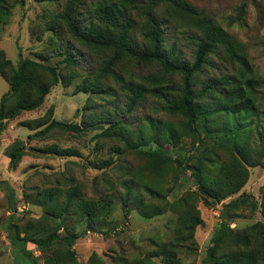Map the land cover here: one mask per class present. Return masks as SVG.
Listing matches in <instances>:
<instances>
[{"label": "rangeland", "instance_id": "374dc122", "mask_svg": "<svg viewBox=\"0 0 264 264\" xmlns=\"http://www.w3.org/2000/svg\"><path fill=\"white\" fill-rule=\"evenodd\" d=\"M8 1L13 7L9 10L8 18L0 22V51L4 57L16 68L23 59L40 62L38 57L42 56L47 58L45 65L62 68V75H68L62 58L49 55L46 44L50 33L45 31V26L53 21V16L62 10L64 0H25L23 7L15 4V0ZM98 1L82 0L88 7H93ZM184 1L211 18L241 43L248 63L260 79L256 87V117L246 121L254 128L250 133L248 128H243L241 132L247 136V153L258 163L254 167L246 166L248 178L244 187L214 206L203 203L197 195L190 172L180 171L176 163H202L214 177L217 167L238 160L240 156L232 149L231 140L223 138L222 133L214 134L210 128L207 133L200 121L197 124L198 138L190 137L188 130L183 129L186 119L176 114L155 111V99L150 96H144L134 105L135 99L134 106L129 109L132 102L125 94L123 81L145 83V78L149 76L163 84L172 80L181 85V78L161 73L156 62L126 60L115 68L116 79L106 78L105 87H111L108 91L95 96L78 91L81 78L73 79L68 85L60 82L50 88L37 109L21 113L14 119L0 121V181L7 182L11 191V204L16 206V212L11 213V205L5 192L0 189V264H31L11 241V224L22 229L33 220L47 229L56 230L59 235L64 234V226H74L75 232L85 229L68 215L63 221L42 217L43 207L39 206L33 192L48 187H73L81 196L92 199L114 196L107 222L92 226L84 238L74 243L71 250L75 253V262L62 259V264H164L160 257H151L150 253L162 241L176 239L173 236L176 213L167 208L176 200L193 201L202 220L193 230L196 246L190 242H185L184 246L181 244L184 242H179V264H215L208 258L206 249L210 246L211 238L224 226L220 217L221 208L242 194L250 202L239 203L235 208L227 207V224L234 231L245 232L252 241L258 236L257 229L249 228L255 223H264V206L261 204L264 151L258 140L262 134L259 128L264 127V0ZM142 13L141 9L132 12L136 21L132 36L138 47L146 43L142 34L145 26ZM156 14L162 20L161 29L166 35L165 49L180 62L192 63L194 45L183 36L195 31L189 18L180 12L167 13L164 9L156 10ZM220 53V57L211 58L205 70L206 76L217 75L214 71L217 68L223 73L236 72L230 62L223 58L221 50ZM92 60L83 63L85 73L93 70ZM7 92V81L0 76V99ZM113 119H117L118 123L123 121L125 126L109 131L107 122ZM38 120L76 124L82 131L51 130L42 138L27 139L28 135L40 130H31L34 128L33 121ZM150 121L159 124L166 121L174 125L181 135L178 144L170 147L163 133L150 127ZM26 122L31 123V129L22 126ZM140 137L143 139L140 140ZM22 145V155L11 162L9 152ZM50 147L60 151H76V156L45 153L44 150ZM156 155L170 159L155 162ZM129 170L134 172L132 181L135 189L131 196L134 199L128 203V214L124 216L121 210V197L124 196L122 182L130 179L127 174ZM139 197L142 202L137 199ZM253 201L257 204L255 209L251 207ZM153 207L164 211L148 219L140 216L139 209ZM57 224H60L58 229ZM232 244V241L228 242L222 250ZM24 250L32 253L37 264H45L49 254L41 252L31 242L25 245Z\"/></svg>", "mask_w": 264, "mask_h": 264}, {"label": "trees", "instance_id": "16d2710c", "mask_svg": "<svg viewBox=\"0 0 264 264\" xmlns=\"http://www.w3.org/2000/svg\"><path fill=\"white\" fill-rule=\"evenodd\" d=\"M15 4L23 7L25 0H15ZM12 7L8 0H0V22L8 18ZM140 9L143 10L142 14L145 17L142 34L146 43L138 47L132 36L136 24L132 12ZM158 9H164L167 13L180 12L189 18L195 31L189 36L186 34L183 36L194 45L192 63L180 62L163 46L167 39L161 29L162 20L156 14ZM45 31L50 33L46 44L49 55L62 58L64 68L69 73L64 76L62 68L45 65L47 58L42 56L38 57L40 62L23 59L14 68L0 51V76L4 77L8 84V92L0 99V121L14 119L21 113L37 109L50 88L60 82L68 85L73 79L81 78L78 91L95 96L110 90L111 87H105L106 78L116 79L115 68L118 64L126 60L156 62L161 73L170 77L180 76L181 85L172 80L163 84L149 76L145 78V83L120 81L129 102H132L128 108L132 109V106L144 96H150L155 99V111L176 114L186 119L187 123L183 129L188 130L190 137L198 138L197 124L200 121L207 133L210 128L214 134L222 133L223 138L231 140L232 149L240 157L217 167L214 177L202 163L196 165L176 163L180 171L190 172L197 195L206 206L219 204L227 196L238 193L244 187L248 178L246 166L254 167L258 163L247 153L245 146L247 136L241 132L243 128H248L250 133L254 128L246 121L256 117V87L260 79L256 77L248 63L241 43L211 18L184 0H100L93 7L86 6L82 0H64L62 10L53 16V21L45 26ZM220 50L223 58L230 62L236 72L223 73L217 68L214 69L217 75L206 76L205 70L210 65L211 58L220 57ZM91 58L93 70L85 73L83 63L90 62ZM118 122L117 119L107 122L110 125L109 131L125 126L123 121ZM33 124V129L31 123L22 124L27 129H40L28 135L27 139L42 138L51 130L74 133L82 131L79 125L54 120L44 122L38 120L33 121ZM150 127L162 132L170 147L178 144L181 135L171 123L162 121L159 124L150 121ZM259 130L262 134L258 140L261 143V150L264 151V127ZM142 139L143 137H140V140ZM23 149L22 145L21 148L9 152L11 162L20 158ZM44 152L57 156H76V151H60L54 147L45 149ZM169 159L170 157L164 155H156L154 161L164 162ZM127 174L130 179L122 182L124 196L121 197V210L124 216L128 214V203L134 199L131 196L135 189L132 181L134 172L129 170ZM0 189L5 192L11 205L9 210L15 213L16 206L11 204V191L6 181H0ZM33 194L39 206L43 207L44 219L63 221L68 215L85 229L75 232L74 226L71 228L64 226V234L59 235L56 230L47 229L33 220L26 223L22 229L11 224L9 226L11 241L18 246L31 264L37 262L30 251L24 250L28 242L33 243L41 252L49 253L45 264H62V259L75 262V253L71 247L77 240L84 238L92 226L107 222L114 197L110 195L97 199L85 198L73 187L67 189L48 187L35 190ZM137 199L142 202L140 197ZM245 202L250 201L242 194L221 208L220 217L224 226L211 238L210 246L206 249V254L213 263L264 264V223H255L249 228L257 229L255 231L258 236L254 241L250 240L245 232L234 231L227 224L229 217L226 208H235L239 203ZM261 204L263 207L264 192ZM251 207L257 208L256 202H251ZM167 208L171 212L175 210L176 213L173 236L177 240L162 241L161 244L155 245L150 254L151 257H160L164 264H179L177 258L179 242H184L181 243L184 246L185 242L196 246L193 230L202 223V220L191 200H176ZM163 211L162 209L158 211L155 207L138 210L140 216L145 219L160 215ZM262 212L264 214V210ZM59 226L60 224H57V229ZM230 241L233 242L231 247H224L222 250Z\"/></svg>", "mask_w": 264, "mask_h": 264}]
</instances>
